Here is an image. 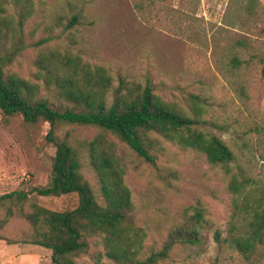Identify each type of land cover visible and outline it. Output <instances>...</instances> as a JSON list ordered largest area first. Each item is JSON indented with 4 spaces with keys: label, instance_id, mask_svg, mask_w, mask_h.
I'll return each instance as SVG.
<instances>
[{
    "label": "rangeland",
    "instance_id": "374dc122",
    "mask_svg": "<svg viewBox=\"0 0 264 264\" xmlns=\"http://www.w3.org/2000/svg\"><path fill=\"white\" fill-rule=\"evenodd\" d=\"M4 0L25 43L6 71L41 87V96L58 104L57 89L38 76L40 54L59 51L108 69L119 79L145 85L189 114L199 104L205 123L199 129L215 134L231 147L252 177L254 195L264 189V0ZM252 7V8H251ZM27 18L19 27V17ZM76 23L70 27L72 20ZM42 43V44H41ZM14 43L6 45L12 48ZM237 57L240 66L232 64ZM50 126L28 125L20 116L0 113V195L25 191L31 203L63 212L78 206L76 195L41 197L30 194L51 180L56 149L46 136ZM79 139L95 136L93 128L68 127ZM153 152L157 167L123 149L136 226L146 233L145 252L159 249L170 232L184 222L185 211L201 204L207 227L198 246L178 245L160 264H264L260 251L246 262L220 245L232 222L229 175L206 157L162 138ZM84 178L98 200L95 174L84 162ZM28 210L29 207H26ZM191 213V212H190ZM5 216L0 211V219ZM31 225L12 218L2 230L0 264H52L51 250L24 243ZM78 264H114L104 255L99 238L90 240Z\"/></svg>",
    "mask_w": 264,
    "mask_h": 264
},
{
    "label": "trees",
    "instance_id": "16d2710c",
    "mask_svg": "<svg viewBox=\"0 0 264 264\" xmlns=\"http://www.w3.org/2000/svg\"><path fill=\"white\" fill-rule=\"evenodd\" d=\"M0 0V113L5 118L20 116L28 125L50 126L46 140L56 149L51 180L30 194L41 197L76 195L78 206L63 212L31 203L25 191L0 195V239L2 230L14 217L31 225L24 243L51 250L52 264H78L87 253L90 240L100 239L105 257L114 264H160L170 259L178 245L198 246L207 227L206 210L199 204L185 211L184 222L176 226L159 249L145 252L146 233L135 223L133 194L126 183L128 167L123 149H128L152 167L153 152L162 138L185 150L203 154L213 166L229 175L232 222L226 237L215 231L220 245H227L246 262L264 252V189L254 195L252 177L240 165L231 147L215 134L198 128L205 123L198 102L189 114L154 93L145 85L119 79L118 86L108 69L85 62L72 53L40 54L38 76L57 89L58 104L41 96V87L6 71L8 64L25 47L22 36ZM252 5L258 0H252ZM252 8V7H251ZM27 15L19 17V27ZM76 23L72 20L70 27ZM12 41V48L6 45ZM42 44V43H41ZM232 64L240 66L235 57ZM68 127L93 128L91 139H79ZM86 162L95 174L102 200L82 174ZM29 207L28 210L26 207ZM191 212V213H190Z\"/></svg>",
    "mask_w": 264,
    "mask_h": 264
}]
</instances>
